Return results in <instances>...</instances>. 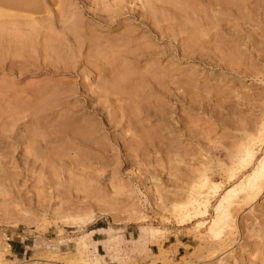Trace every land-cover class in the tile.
<instances>
[{"label":"rangeland","instance_id":"rangeland-1","mask_svg":"<svg viewBox=\"0 0 264 264\" xmlns=\"http://www.w3.org/2000/svg\"><path fill=\"white\" fill-rule=\"evenodd\" d=\"M263 118L264 0H0V264H264Z\"/></svg>","mask_w":264,"mask_h":264},{"label":"bare ground","instance_id":"bare-ground-1","mask_svg":"<svg viewBox=\"0 0 264 264\" xmlns=\"http://www.w3.org/2000/svg\"><path fill=\"white\" fill-rule=\"evenodd\" d=\"M262 123H263L262 124L263 129H262V137L260 138L261 141L264 140V118L262 120ZM260 133H261V131H260ZM250 137H253V136H250L248 134L246 136V141H248L247 138L250 139ZM253 139H254V137H253ZM260 139H258V140H260ZM252 143H253V141H252ZM255 144L256 143L254 141V144H251L250 146L253 145L252 147H254ZM242 150H243V148H239V150L236 151L235 156L239 155L242 152L246 153V151H247L246 149H245L246 151H242ZM253 150L254 149L252 148V150H250V151H253ZM255 154H254V152H249V151H247L246 155L244 154V157L246 156L245 157L246 159H244V161H242V164L240 163L241 165L237 164L232 168L230 180H239L238 179V177L240 176L239 173L241 171L246 170L249 166H251L254 163ZM234 161H236V159ZM240 181L241 182L239 184L237 183V185H235L234 187L229 189L221 197L218 205L215 208L216 218L213 221V226L216 222H222L224 225L227 224V227L231 226L230 224H228L232 219V211L230 208L234 205H239L241 202L253 200L257 195H259V193H261V191L264 188V156H263V158L259 159V161L257 162V167L252 171V173L249 174L248 176L244 177V179H242ZM240 193L244 194V197L241 201L238 198ZM237 198H238V200H237ZM222 225L220 223V225H218V226H221V228H222ZM218 226H216V227H218ZM222 229H224V228H222ZM218 234H219V232H218Z\"/></svg>","mask_w":264,"mask_h":264}]
</instances>
